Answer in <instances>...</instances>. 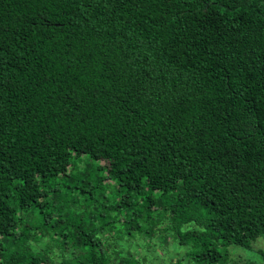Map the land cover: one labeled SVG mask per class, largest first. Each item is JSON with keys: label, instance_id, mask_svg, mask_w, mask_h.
<instances>
[{"label": "trees", "instance_id": "trees-1", "mask_svg": "<svg viewBox=\"0 0 264 264\" xmlns=\"http://www.w3.org/2000/svg\"><path fill=\"white\" fill-rule=\"evenodd\" d=\"M116 230L264 237V0H0V264H145Z\"/></svg>", "mask_w": 264, "mask_h": 264}, {"label": "rangeland", "instance_id": "rangeland-1", "mask_svg": "<svg viewBox=\"0 0 264 264\" xmlns=\"http://www.w3.org/2000/svg\"><path fill=\"white\" fill-rule=\"evenodd\" d=\"M192 227H194L193 224H187L182 229L186 230ZM168 234V241L164 237L160 238V232H158L152 242L141 235H137L131 240L130 235H121L118 230L113 232L111 237L118 239L117 243L123 245L125 253L129 249L138 253L145 264H176L178 258H184L185 264L191 263V258H188V253L192 250L191 246L180 245L175 231H169ZM121 236L123 237L120 238ZM228 249V260L220 264H264L261 255V251H264L263 236H259L253 241L250 248L231 245Z\"/></svg>", "mask_w": 264, "mask_h": 264}]
</instances>
